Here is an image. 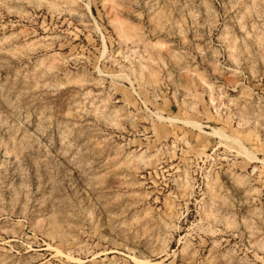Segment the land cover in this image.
<instances>
[{"label":"rangeland","instance_id":"374dc122","mask_svg":"<svg viewBox=\"0 0 264 264\" xmlns=\"http://www.w3.org/2000/svg\"><path fill=\"white\" fill-rule=\"evenodd\" d=\"M264 0H0V264H264Z\"/></svg>","mask_w":264,"mask_h":264},{"label":"bare ground","instance_id":"6f19581e","mask_svg":"<svg viewBox=\"0 0 264 264\" xmlns=\"http://www.w3.org/2000/svg\"><path fill=\"white\" fill-rule=\"evenodd\" d=\"M264 163V162H263Z\"/></svg>","mask_w":264,"mask_h":264}]
</instances>
